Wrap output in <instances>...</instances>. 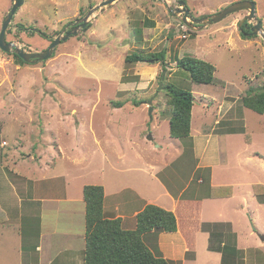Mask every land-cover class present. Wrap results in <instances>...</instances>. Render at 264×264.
I'll return each instance as SVG.
<instances>
[{
    "label": "rangeland",
    "instance_id": "obj_1",
    "mask_svg": "<svg viewBox=\"0 0 264 264\" xmlns=\"http://www.w3.org/2000/svg\"><path fill=\"white\" fill-rule=\"evenodd\" d=\"M102 1L25 0L7 29V41L26 51L46 50L71 21L83 18ZM178 1L118 0L93 13L90 26L62 41L53 57L45 61L22 64L13 51L0 47V152L4 150L8 157L0 158V164L7 165L8 174L20 173L0 175V196L4 193L0 197V264H19L21 260L20 222L3 226L2 220L8 219L6 208L19 213L26 207L34 208L27 198L36 194L34 190L31 194L30 185L36 181L42 192L43 183L35 179H45L46 175L50 179L58 175L78 177L74 188L66 179L63 182L68 191L83 195V183L103 185L109 210H115L111 203L116 198L122 203L128 199V186L147 190L142 198H133L130 208L124 203L120 212L133 210L149 204L147 200L154 199L151 194L158 196L159 189L148 183L152 168L159 167L157 174L168 183L172 175H183L175 187L169 183L175 194L190 175H211L210 168L195 169L193 143L197 135L214 134L212 140L219 143V151L210 153L207 162L218 163L213 174L220 186L212 189L208 176L201 193H228L234 188L230 183L233 179L264 184V113L242 102L249 88L264 86V37L243 36L240 23L248 10L203 29L186 31L181 28L183 14L170 9L177 7ZM184 1L195 17H207L240 0ZM252 1L257 4L256 22H263L264 31V0ZM13 3L0 0V32ZM245 23L253 26L255 21ZM138 28H142V39L135 37ZM166 47V64L126 61L133 52H159ZM184 55L213 63L217 68L215 81L196 83L188 71L177 68L176 57ZM167 83L195 95L189 137L171 136L173 112L164 88ZM259 185L253 186L255 196L246 195L245 210L249 215L252 211L260 215L258 226L264 232V207L258 205L261 201L256 194ZM155 204L162 206L161 201ZM233 213L240 219L241 210ZM183 217L187 220V215ZM126 222L133 220L127 217ZM225 239L226 257L231 260L236 256L235 237L227 235ZM152 243L149 246L157 253Z\"/></svg>",
    "mask_w": 264,
    "mask_h": 264
},
{
    "label": "crops",
    "instance_id": "obj_2",
    "mask_svg": "<svg viewBox=\"0 0 264 264\" xmlns=\"http://www.w3.org/2000/svg\"><path fill=\"white\" fill-rule=\"evenodd\" d=\"M214 137V134H200L194 137L195 142L193 143L195 159L197 160L195 169L210 168L211 175L198 177L190 175L189 180L183 183L181 188L177 187L179 189L178 194L171 191L169 183L173 182L175 187L183 181V175H172V180H168V183L157 174L159 167L152 168L153 172L149 175L150 181L148 183L153 184L159 190L157 191L158 196L151 194L154 199L150 198L147 203L155 204V201H161L162 207L175 212L178 225L175 232L156 233L152 231L146 235L145 239L149 245L154 242L152 243L155 247L154 250L160 252L165 258L173 260V264H223V247H227L225 237L233 235L235 237L233 249L236 251V256L231 260L226 257L224 264H264V232L258 226L260 215L256 214L255 211L249 215L245 210L246 195L249 194L250 198L255 196L253 186L255 183H261L233 179L230 183L234 188L223 195L214 194L211 190L202 194L199 190L206 183L205 180L208 176L212 189L220 186L216 184L213 174V166L216 162L213 164L207 162L213 151L216 153L219 151V143L217 145L212 140ZM160 145H156V147H160ZM211 146L213 147L211 148ZM1 147L3 149L4 145L1 144ZM212 157L215 158V155ZM0 158L2 160L8 159L4 150L0 152ZM217 159L218 156L216 161H218ZM1 168L0 175H20L15 170L14 173L8 174L5 163L0 164ZM77 178L69 175H58L53 179L48 178L47 175L45 179L37 178L35 180L43 183L41 188L43 191L40 192L37 189L39 188L38 183L36 185L34 180L35 183L30 185L32 187L31 194H33V190L36 191V194H28L27 197L34 208L26 207L24 213L14 211L11 207L6 208L8 219L2 220L3 226L7 225V222L11 224L12 221H19L21 231L23 228H32L33 232L31 233L33 238L30 237L29 241L25 243H23L22 233L20 234L18 248L21 260L19 264H25V257H27L26 264H85V198L83 193L68 191V187L63 182L66 179L69 187L74 188L79 183ZM59 180L61 181L59 182ZM83 185L86 184L83 183ZM127 188L131 190V194L128 195V199L131 198V200L127 203L128 199H124L122 203L120 199L116 198L115 202L111 203L112 208L115 209H110L113 212L109 210V206L106 204L108 193L105 188L104 214L107 218L121 217L125 227L135 228L136 215L146 205L142 204L133 210L120 212L121 207L126 203L128 205L126 207L130 208L134 202V197L142 198L141 195L145 196L148 191L142 190L140 187L128 186ZM240 193L244 195L241 196ZM38 200L42 203H38ZM37 203L39 207L36 206ZM258 205L264 207V202H258ZM226 210L227 212L229 210L228 214ZM240 210L242 214L239 216L240 219H237L233 212ZM184 215H187V220L183 217ZM127 217L131 218L133 222H126ZM38 221L39 233L37 235L35 234V223Z\"/></svg>",
    "mask_w": 264,
    "mask_h": 264
},
{
    "label": "trees",
    "instance_id": "obj_3",
    "mask_svg": "<svg viewBox=\"0 0 264 264\" xmlns=\"http://www.w3.org/2000/svg\"><path fill=\"white\" fill-rule=\"evenodd\" d=\"M202 17L204 16L199 18ZM89 26L90 24L87 27ZM243 31H251V28L244 27ZM142 33V28H138L135 37L142 39ZM193 34L196 35V32ZM243 36L247 35L243 33ZM13 55L17 62L27 63L15 52ZM166 60L167 47L159 52H133L126 56V61L129 63L163 62L166 64ZM175 61L177 68L188 71L194 82L211 84L215 81L217 68L210 61L192 55L177 56ZM164 88L170 96L168 107L173 112L170 118L171 136L175 138L191 136L194 93L173 83L164 84ZM242 102L247 108L264 113V86L259 89L249 88L247 94L242 97ZM117 104L122 105V103ZM256 188V194L260 201L264 202L262 198L264 185L260 184ZM84 198L86 202L85 264H173V260L165 258L161 253H155L145 238L152 231L156 233L177 231L178 223L175 212L149 203L137 213L136 227L127 228L121 217H105V187L103 185H85ZM38 223L39 221L35 223V234L37 235L39 233ZM22 233L23 243L28 242L30 237L33 238L32 228H23ZM227 250V247H224L223 264L226 262Z\"/></svg>",
    "mask_w": 264,
    "mask_h": 264
},
{
    "label": "water",
    "instance_id": "obj_4",
    "mask_svg": "<svg viewBox=\"0 0 264 264\" xmlns=\"http://www.w3.org/2000/svg\"><path fill=\"white\" fill-rule=\"evenodd\" d=\"M118 0H104L99 5L93 7L86 16H84L82 19L77 20L76 22L71 21L67 28H69L71 25H76L74 27V30L71 32H65L66 29L60 33L57 37L54 38L53 42L50 44V46L43 51H26L25 49L19 47L14 42L7 41L6 33L7 29L9 28L10 24L12 23L15 14L17 13L18 9L24 4L25 0H14L13 6L9 13L6 15L5 19L2 23V30L0 32V47L4 51H13L16 54H18L24 61L26 62H37V61H45L53 57L56 47L64 40H67L70 35L77 33L79 30L85 31L88 24H89V17L98 11L105 10L106 8L112 6L114 2ZM177 7H170L171 10H176L177 12L183 14L182 20L183 22L190 28L195 29H203L209 25L219 23L226 19L228 16H230L233 13H236L241 10H248L249 14H247L240 23V26H243L244 22L248 21H255L253 27L251 28L250 34H261L264 37V31H263V22L257 20V4L255 1L252 0H240L236 1L229 6H227L222 11L215 13L213 15L198 18L195 17L191 10L187 7L186 2L183 0L178 1ZM162 79H164V75L162 76ZM163 86V81L160 83V87ZM152 104V101L149 102ZM151 106V110H152ZM152 139V138H151Z\"/></svg>",
    "mask_w": 264,
    "mask_h": 264
},
{
    "label": "flooded vegetation",
    "instance_id": "obj_5",
    "mask_svg": "<svg viewBox=\"0 0 264 264\" xmlns=\"http://www.w3.org/2000/svg\"><path fill=\"white\" fill-rule=\"evenodd\" d=\"M193 14V13H192ZM82 19V18H81ZM78 20H80V19H78ZM182 22H183V20H182ZM76 25H80V24H75V25H73V26H70L69 28H67L66 29V31L65 32H68V31H70L72 28H74ZM244 27H246V29H250V28H252L248 23H245L243 26H242V29L244 28ZM243 33L244 34H246V35H253V34H250L251 33V31H248V32H244L243 31ZM44 36L45 37H49L48 35H46V34H44ZM51 37V36H50ZM51 38H53V37H51ZM51 42H53V41H51Z\"/></svg>",
    "mask_w": 264,
    "mask_h": 264
},
{
    "label": "built area",
    "instance_id": "obj_6",
    "mask_svg": "<svg viewBox=\"0 0 264 264\" xmlns=\"http://www.w3.org/2000/svg\"><path fill=\"white\" fill-rule=\"evenodd\" d=\"M181 27L184 28L185 30L187 29V26H186V25H181ZM185 36H186V35H184V37H185ZM2 144H3V145H6V142L4 141Z\"/></svg>",
    "mask_w": 264,
    "mask_h": 264
},
{
    "label": "clouds",
    "instance_id": "obj_7",
    "mask_svg": "<svg viewBox=\"0 0 264 264\" xmlns=\"http://www.w3.org/2000/svg\"><path fill=\"white\" fill-rule=\"evenodd\" d=\"M199 18V17H198ZM183 24L182 25H186L184 22H182ZM187 26V25H186ZM182 28V27H181ZM189 29H192V28H190V27H188L187 26V29H186V31H189ZM185 30V29H184ZM3 145V144H2Z\"/></svg>",
    "mask_w": 264,
    "mask_h": 264
}]
</instances>
